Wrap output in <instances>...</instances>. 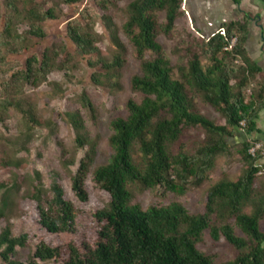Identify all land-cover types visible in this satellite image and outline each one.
Returning a JSON list of instances; mask_svg holds the SVG:
<instances>
[{"label":"trees","instance_id":"obj_1","mask_svg":"<svg viewBox=\"0 0 264 264\" xmlns=\"http://www.w3.org/2000/svg\"><path fill=\"white\" fill-rule=\"evenodd\" d=\"M115 2L99 0V7L104 10L102 24L112 46L108 58L99 48L98 34L88 14L81 16L89 19L85 23L72 19L66 24L68 38L86 56L88 65L100 69L98 75H92V80L110 87L119 86L127 54L119 27L107 13ZM184 2L131 0L127 4L122 30L140 62L141 74L132 77L131 85L142 96L139 101L128 99L126 115L111 121L108 142L112 154L105 164L91 172L97 141L91 137L78 111L68 115L76 146L87 147L71 176L72 192L80 201H86L85 180L91 174L94 183L109 194L107 204L94 213L100 223L94 242H84L80 248L70 241L57 245L41 240L27 261L22 262L12 256L17 246H25L28 235L12 236L10 228L6 227L0 232V259L5 264H39V261L54 264H264V231L260 227L264 218V181L256 185L261 177L258 175L264 173V143L249 138L250 134L259 132L256 119L264 109V75L246 51L248 26L244 18L223 22L209 35H203L192 26L193 39L200 40L195 42L194 48L185 49V53L179 55V64L172 66L158 36L169 37L178 17L186 15L188 21ZM4 4L16 15L21 14V5L23 18L29 25L26 33L39 38L45 36L40 24L58 17L53 7L37 8L35 0H4ZM159 13L164 14L161 22ZM15 30V23L8 18L0 31V46L13 45L17 40L25 42V36ZM233 37L236 41L231 43ZM21 47L13 46L12 51L20 52ZM63 50V47L60 50L47 47L40 58L28 56L24 70L14 81L38 86L56 67L58 54ZM249 90H253L250 95ZM3 91L0 113L14 108L22 113L26 128L36 122L31 106L23 108L21 99L10 98L6 88ZM197 100L219 112L224 124L214 122L201 112ZM80 102L93 114V104L86 93L80 95ZM192 128L200 129L203 139L189 150L179 141L184 132ZM237 130L246 136L237 148L243 172L236 180L221 179L214 183L207 191L203 212L191 213L180 202L143 209L134 201L135 191L161 187L183 195L188 187L200 185L207 180L215 159L229 153L230 140ZM256 143L261 147L251 155L249 149ZM9 184L13 183H0V188H4L0 215L6 209L12 187ZM28 196L35 202L38 224L46 233L58 235L75 230L80 210L64 196L60 184L52 183L45 188L39 173L35 172ZM250 205L252 211L245 212ZM236 229L243 235L236 234ZM206 230L211 239L223 238L233 246L236 256L216 261L211 254L201 251L198 245Z\"/></svg>","mask_w":264,"mask_h":264},{"label":"rangeland","instance_id":"obj_2","mask_svg":"<svg viewBox=\"0 0 264 264\" xmlns=\"http://www.w3.org/2000/svg\"><path fill=\"white\" fill-rule=\"evenodd\" d=\"M131 0H116L107 13L111 14L119 34L126 45V63L122 69L119 86H107L96 83L92 75L99 73L98 67H91L86 61V56L78 51L66 34V24L69 20L77 19L82 23V14H88L93 22L94 30L98 34L99 48L104 57L108 58L112 51L109 36L105 30L101 15L104 13L99 7V0H77L65 3L62 0H35L37 8L53 7L58 14L56 19L43 21L40 25L45 33L39 38L26 31L28 22L23 18L24 10L19 7L21 14L16 15L8 9L4 0H0V31L8 18L15 23L17 34L25 36V42L17 40L13 45L0 46V99L4 96L3 89L8 90L10 98L21 99L22 107L31 106L35 112L36 122L29 123L26 128L22 113L10 108L0 113V183L9 182L11 191L6 202L4 214L0 215V232L6 227L10 228L12 236L27 234L26 244L17 246L12 258L26 262L35 246L41 241H51L53 244L64 245L72 242L81 248L84 242L92 243L100 223L95 219L94 213L103 208L109 201V194L98 187L89 174L85 180V189L88 197L86 201H80L72 192L71 176L75 173L79 160L84 155L86 146L79 148L74 142V129L68 121V115L78 111L87 127L91 137L97 141V154L90 172L97 166L105 164L112 154V147L108 138L112 133L111 121L114 118L125 116L127 113L126 102L132 98L141 99L142 94L135 91L131 85V79L141 74L140 62L133 55L131 43L122 30L126 20V6ZM159 21H163L164 14L159 13ZM192 23L186 15L176 19L171 35H159L158 40L162 44L166 56L172 66L179 64V55L185 53V49L194 48V33ZM13 46L21 47L20 52L14 53ZM47 47L53 49L64 48V52L58 54L57 65L47 75L46 80L38 86L15 80L25 68V60L30 55L41 57ZM101 80L103 78L101 77ZM86 93L93 104V114L82 106L80 95ZM253 90L247 92L251 94ZM198 109L214 122L224 124V119L211 106L202 100L196 101ZM264 117V111L262 113ZM264 129V120H258ZM243 132V131H242ZM241 133L230 140L231 148L226 155H219L214 166L209 172L207 180L198 186H190L183 195L167 191L161 187L152 190L135 191V202L143 209L150 205H167L171 202H180L191 213L203 212L206 204L208 189L221 179L236 180L243 172L237 148L243 140ZM203 139L200 129H190L184 132L179 143L187 149H193ZM177 149V145L175 146ZM35 172L39 173L40 180L45 188L52 183H58L63 189L64 196L71 200L80 211L76 215L75 230L70 233L50 235L38 224V214L35 202L28 196L31 190ZM264 173L259 174L256 185L259 186ZM18 176L17 179H15ZM17 181V182H16ZM260 188V187H258ZM260 190H262L260 188ZM4 188H0V209L2 208V195ZM245 212L250 213L252 206H247ZM230 221V220H229ZM260 227L264 231V218L260 221ZM236 234L243 235L239 229ZM198 248L211 254L216 261H225L236 256L237 250L228 244L223 238L211 239L206 230L202 242ZM0 264H5L0 259ZM39 264H54L53 261H39Z\"/></svg>","mask_w":264,"mask_h":264},{"label":"crops","instance_id":"obj_3","mask_svg":"<svg viewBox=\"0 0 264 264\" xmlns=\"http://www.w3.org/2000/svg\"><path fill=\"white\" fill-rule=\"evenodd\" d=\"M184 10L192 26L203 35L214 32L223 22L246 19L248 32L244 45L248 55L260 66L261 74L264 75V3L262 1L185 0ZM263 111L264 109L260 111L256 119L259 132L250 134L249 138L258 139L264 143V129L258 123L260 117L264 120ZM241 133L244 135L241 130H237L235 137Z\"/></svg>","mask_w":264,"mask_h":264},{"label":"built area","instance_id":"obj_4","mask_svg":"<svg viewBox=\"0 0 264 264\" xmlns=\"http://www.w3.org/2000/svg\"><path fill=\"white\" fill-rule=\"evenodd\" d=\"M235 41H236V37H233V38L231 39V43H234ZM241 125H244V123L242 122ZM260 147H261V144H260V143H256L253 147H251V148L249 149V153H250L251 155H254L255 151H256L258 148H260Z\"/></svg>","mask_w":264,"mask_h":264}]
</instances>
